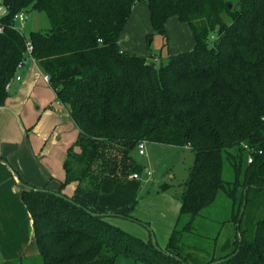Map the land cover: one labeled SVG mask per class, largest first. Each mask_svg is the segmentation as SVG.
I'll return each instance as SVG.
<instances>
[{"label":"trees","instance_id":"obj_1","mask_svg":"<svg viewBox=\"0 0 264 264\" xmlns=\"http://www.w3.org/2000/svg\"><path fill=\"white\" fill-rule=\"evenodd\" d=\"M2 1L10 14L0 21V108L25 52L26 38L12 28L13 17L44 13L50 28L32 31L28 39L78 130V152L68 150L64 181L57 190L49 188L52 180L44 188L72 202L26 190L19 195L32 220L39 264H116L121 255L141 264H264V0ZM140 2L148 3L154 35L165 46L167 21L177 17L193 32V50L167 56L159 67L152 55L123 51L119 38ZM142 142L194 154L179 216L161 251L151 238L145 241L108 218L88 214L98 212L77 199L99 195L108 181L126 184L139 173L134 154ZM225 162L234 172L232 182L223 179ZM69 185L75 186L73 196L64 192ZM222 192L232 203L239 236L218 257L202 262L185 239L197 235L195 221ZM135 204L119 215L133 218ZM252 205L262 213L248 225Z\"/></svg>","mask_w":264,"mask_h":264},{"label":"rangeland","instance_id":"obj_2","mask_svg":"<svg viewBox=\"0 0 264 264\" xmlns=\"http://www.w3.org/2000/svg\"><path fill=\"white\" fill-rule=\"evenodd\" d=\"M229 1L233 5L236 3V0ZM28 15V20L22 28L25 38L28 39L32 31H46L50 28L48 18L44 13L30 11ZM224 18L228 19L226 16ZM17 26L19 27L18 24ZM168 38V45L165 46L162 37L154 35L153 38L143 41L142 48L137 45L135 53H142V55H137L145 57L152 55L159 67L165 57L181 51L178 38L176 39L174 34H168ZM151 41L152 44L149 43ZM44 76L45 74L41 75L40 83L35 90V94L42 99V102L38 103L41 110L36 112L37 127L39 126L41 131L36 134V137L47 139L43 152L46 156L42 162L43 167L51 173L54 179L63 177L62 180H64V163L68 150L72 148L75 153L78 152L75 147L78 130L64 107L57 103L56 94L52 87L44 81ZM46 109L48 114L45 112ZM247 156L244 152L243 158ZM134 159L137 163V172L142 176L140 181L134 180L131 176L126 184L115 185L112 181H108L101 189V198L107 199L108 202L124 206L136 203L131 213L134 219L109 217L108 221L127 234L145 241H148L153 234L157 247L164 249L179 215L181 197L194 162V154L188 148L146 143V156H140L137 151ZM148 172H151V176L146 178ZM223 179L226 182L234 180V172L228 162L224 165ZM164 186H168V190L162 192ZM18 191V195L13 192L14 203H8L10 209L4 210L6 212L3 213L0 211V222L4 224L6 230V232L0 230V264L15 263L21 259L23 264H39L37 243L31 239L30 216L19 199L22 188ZM157 194L160 197L156 196ZM144 198H150V200ZM261 213V207L252 205L246 212L244 222L248 225H255ZM232 214V203L222 192L219 193L215 203L203 211V216L195 221L194 232L197 235L187 236L185 243L198 251V257L202 262H208L214 256L218 257L221 248L226 246L228 241H232L235 234L238 236V230L232 222ZM125 258L119 259V262H122L120 264L129 262Z\"/></svg>","mask_w":264,"mask_h":264},{"label":"crops","instance_id":"obj_3","mask_svg":"<svg viewBox=\"0 0 264 264\" xmlns=\"http://www.w3.org/2000/svg\"><path fill=\"white\" fill-rule=\"evenodd\" d=\"M166 30L167 36L168 34H174L175 38H178L177 40L179 41L178 45L181 51L173 55L193 50L195 38L191 28L186 23L181 22L177 17H171L167 21ZM151 35H154V31L150 20L149 5L147 2L137 3L121 33L119 46L125 52L142 55V53H135V47L140 45L142 48L143 41L148 40ZM43 74L37 62L30 64L19 73L21 80L13 81L11 89L8 90L9 96L6 104L0 108V161L7 162L13 169V172L17 173L26 184L35 188L44 189L46 184L52 180L49 188L51 190H57L59 182L64 181L62 180L63 177L54 179L51 173L43 167L42 162L46 158L43 152L46 148L47 139L45 137H36V134L41 131L39 126L37 127L36 112L41 110L38 103L42 102V99H39L40 97L35 94V90L38 88L40 77ZM57 103L61 107H64L58 101ZM64 109L69 115L67 108L64 107ZM45 112H47V109ZM18 190L19 187L17 186L16 178L4 165L0 164V211L2 213L6 212L4 210L10 209L8 203H14V197L12 195L13 192L15 195H18ZM64 192L68 196H73L75 194V186L69 185ZM156 196H159V194ZM101 197L102 195L100 193L99 195L91 194L89 196L78 195L77 199L100 214H119L132 206L108 202L107 199L104 200ZM144 199L150 200V198ZM30 221L32 223L31 217ZM2 224L0 222V230L6 232L4 224ZM33 234L32 228V240ZM123 258L125 257H118L116 264L122 263L119 262V259ZM125 260L129 261L125 262L126 264H138L135 260L129 258H125Z\"/></svg>","mask_w":264,"mask_h":264},{"label":"built area","instance_id":"obj_4","mask_svg":"<svg viewBox=\"0 0 264 264\" xmlns=\"http://www.w3.org/2000/svg\"><path fill=\"white\" fill-rule=\"evenodd\" d=\"M10 14V11H9V8L8 6H6L4 4L3 1H0V21L2 19H6ZM28 14L26 12H19L18 14L14 15L13 17V26L12 28L16 29L18 32H20L22 34V28L24 26V24L26 23V21L28 20ZM17 24L19 25V27L17 26ZM4 30V27L3 25L1 24L0 25V32L2 33ZM23 35V34H22ZM33 51H34V48H33V45L31 43V41L29 39H25V52L23 54V59L21 60V62L18 64L17 66V69H16V76L15 78L13 79V81H20L21 80V77L19 76V73L25 68L27 67L28 65L30 64H35L36 63V60L33 56ZM13 81L7 86V91L11 89V86H12V83ZM44 81L50 85V78L49 76L45 75L44 76ZM138 154L140 156H146V143L145 142H142L138 145ZM248 152L249 153H253V149H248ZM248 162L251 163L252 162V156L249 155L248 156ZM151 176V172H148L146 174V178H149ZM133 179L134 180H141L142 176L139 174V173H134L132 175Z\"/></svg>","mask_w":264,"mask_h":264},{"label":"water","instance_id":"obj_5","mask_svg":"<svg viewBox=\"0 0 264 264\" xmlns=\"http://www.w3.org/2000/svg\"><path fill=\"white\" fill-rule=\"evenodd\" d=\"M231 7L232 6L230 5L229 8H231ZM149 43H151V42H149ZM0 164L4 165L13 174V176L16 178L17 186L19 188H22L23 190L30 191V192L52 194V195L56 196L57 198H61V199L65 200V201L72 202L70 199H68L67 197H65V196H63V195H61L59 193H55V192L48 191V190H45V189L34 188V187H32V186H30L28 184H25V183L21 182L19 176L15 172H13V169L11 168V166L7 162L2 160V161H0ZM247 191H248V189H246V191H245V196L247 195ZM246 204H247V201H246V198H245V200L243 202V205H242V208H241L240 216H239L238 228L240 226V221L242 220V218L244 216ZM78 207H81V206L78 205ZM86 212L88 214L92 215L93 217H101V218L121 217L119 214H100V213L98 214V213H92L89 210H86ZM151 236H152L151 237L152 244L154 245L155 248H157L158 250L161 251V249H159L157 247L154 235L152 234ZM238 236H239V229H238ZM217 263H219V262H216V264Z\"/></svg>","mask_w":264,"mask_h":264}]
</instances>
